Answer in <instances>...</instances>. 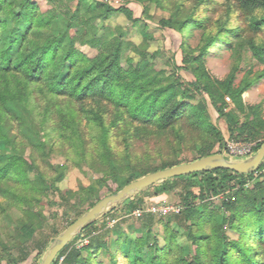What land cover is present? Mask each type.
Listing matches in <instances>:
<instances>
[{"label": "trees", "instance_id": "1", "mask_svg": "<svg viewBox=\"0 0 264 264\" xmlns=\"http://www.w3.org/2000/svg\"><path fill=\"white\" fill-rule=\"evenodd\" d=\"M135 2L149 22L180 35L181 64L173 58L172 69L162 68L159 51L149 52L148 42L141 47L121 32L110 34L107 22L114 13L134 23L141 19L128 6L131 0H77L64 12L43 11L33 0H0V140L11 150L0 151V218L20 210L25 241L52 222L53 236L40 246L39 257L97 201L125 186V175L134 176L130 183L183 163L188 152L190 161L225 154L229 140L258 141L256 151L264 143V104L243 98L264 79V0ZM153 5L167 13L157 22ZM196 35L194 46L190 39ZM221 40L230 44L233 58L224 78L213 76L206 64ZM85 46L97 54L88 56ZM242 63L248 68L237 82ZM57 148L64 164L51 159ZM69 167L87 182L61 189ZM263 168L264 162L249 173L218 168L153 184L86 225L52 264H105L106 258L108 264H264ZM165 192L177 194L178 213L144 212L140 234L118 223L112 244L108 220L145 209L143 194ZM219 196L222 208L213 204ZM80 236L89 241L77 247ZM28 249L13 237L0 238L7 264L26 259Z\"/></svg>", "mask_w": 264, "mask_h": 264}, {"label": "rangeland", "instance_id": "2", "mask_svg": "<svg viewBox=\"0 0 264 264\" xmlns=\"http://www.w3.org/2000/svg\"><path fill=\"white\" fill-rule=\"evenodd\" d=\"M33 1L37 2L43 11L49 8L57 7V9L64 12V11H69L68 6L74 8L77 5V0H54L53 2H50V0H33ZM128 1L130 0H111L110 2H113L117 5L120 4L124 5L127 4ZM131 1L132 3H129L128 6L132 7V9L135 12V15L137 17H141V19L134 23L130 21L124 14L119 12L114 13L112 14L111 19L107 22L108 23L107 25H109L110 28L112 29L110 31V34H116V33L119 34L121 32L125 38H128L129 40L133 41L134 43H136L138 46L141 47L143 43L148 42L150 46L149 52L153 53L159 51L160 54L157 57V62L162 68L172 69L174 67L173 58H176L178 64H181L180 62L181 52L179 50L180 35L173 31L163 30L156 27L155 24L149 22L147 18H145V16L142 14V10H143L142 6L139 3L135 2V0H131ZM150 14L153 16L155 22H157L158 18L167 15L166 12H164L161 9H157L154 5L151 6ZM101 33H103V31H101ZM197 35L196 37L190 39V43L193 44L194 46L199 41V36ZM82 50L90 57H93L97 54V50L92 49L88 46L82 47ZM134 57L136 58L135 59L136 61H134V65L136 66L137 63L139 62L138 61L139 58L135 54ZM141 62L142 64H144V61L141 60ZM232 63H233V58L229 43L221 40L218 43H216V45L211 47L209 54L207 56L206 64L213 76L218 78H224L229 73ZM123 64L124 66H126L124 60H123ZM247 68L248 66L246 67L245 63H242V67L238 72L237 82H239L240 79L243 77ZM257 68L258 67H255V69ZM180 73L186 76L185 72L180 71ZM188 76H190V74H188ZM261 82H263V80ZM256 87L257 86L253 88L251 87L247 91L248 93L253 91L257 92L258 97L256 98V100H254L253 97L250 98L249 95L245 94L246 92L243 94V98L249 104L259 103V102H263L264 104V85L262 87H259L258 89ZM209 110L213 120L217 122L221 126V128L225 131L224 122L217 119V114L215 113L214 108L211 106V104H209ZM0 151H5L11 154L10 148L6 147V145L2 140H0ZM192 157H193L192 152H188L186 158H184L185 159L184 162H189L192 159ZM248 157L249 156H245L241 158L237 157L234 159H245ZM51 159L55 164H59V163L64 164L66 162L59 148H57L54 151ZM132 178H134L132 174H127L123 177L122 183L125 185ZM86 179L87 177L81 171L69 167V171L66 178L59 184V186L61 187V189L76 188L78 185V180L87 182ZM143 197L145 201V208L152 207L153 205L159 206L162 205L163 203L178 205L177 202H179V198L175 192H171V193L165 192L158 195L143 194ZM223 199H224L223 196L214 198L213 200L214 206L216 208H222ZM60 209L62 210L63 207H61ZM133 211L127 214L124 211H122L123 216L122 218H120L119 222H117L118 220L115 222L112 220H108L109 226L111 227V229H113V231L109 233L110 241L113 242L112 244L114 245L117 244L116 240L118 236L116 233V227H117L116 225L118 223H120L124 231L128 233L137 231L138 234H140L144 230L143 229L144 227L142 226V224H140L141 222H139V217L134 215ZM21 215L22 213L20 210H18L17 208H13L0 218V238L2 241L8 242V237H13V239H15V241L20 244H28L29 254L27 258L20 259L21 258L20 257L18 259L17 264H34L39 258H40L39 261L41 260L43 255L39 257L40 246L44 244L47 240L52 238L53 236L52 230L54 224L50 222L49 223L50 226L47 227L45 226L44 228L39 229L35 233V236L32 241H25V238L22 237L20 233V226L18 224V219L21 217ZM76 215H78V210L73 209L71 211V216L75 218ZM58 225L60 229H64L66 225L65 219H60L58 221ZM88 241L89 239L81 236L78 237L77 240H75L77 247H81L83 244H86ZM121 248L126 250L128 246L127 244H122ZM14 255L17 257L18 252L15 251ZM104 262L105 264H108V259L107 258L104 259ZM0 264H7V261L1 257V254H0Z\"/></svg>", "mask_w": 264, "mask_h": 264}, {"label": "water", "instance_id": "3", "mask_svg": "<svg viewBox=\"0 0 264 264\" xmlns=\"http://www.w3.org/2000/svg\"><path fill=\"white\" fill-rule=\"evenodd\" d=\"M263 162L264 143L255 154L245 159H234L227 157L224 153H213L189 162H184L146 174L126 184L117 192L109 194L97 201L93 207L79 216L73 223H71L53 239L38 264H52L58 253L86 225L98 219L103 213L110 210L112 206L124 201L126 198L135 195L153 184L175 176L200 171H209L218 168L229 169L239 173L254 172L260 168Z\"/></svg>", "mask_w": 264, "mask_h": 264}, {"label": "built area", "instance_id": "4", "mask_svg": "<svg viewBox=\"0 0 264 264\" xmlns=\"http://www.w3.org/2000/svg\"><path fill=\"white\" fill-rule=\"evenodd\" d=\"M107 2H110L111 0H105ZM226 101L231 103V98L229 96H226ZM258 141L249 142V143H243L238 142L234 140H229L227 143V148L225 155L231 157V158H241L245 156H251L256 153L255 147L257 146ZM264 172V168H263ZM179 205H172V204H166L163 203L162 205H153L152 207L145 208V209H136L133 211V214L137 217H140L143 215L144 212H156L161 215H166L168 213L176 212L178 213L180 211ZM115 222V220H113Z\"/></svg>", "mask_w": 264, "mask_h": 264}, {"label": "crops", "instance_id": "5", "mask_svg": "<svg viewBox=\"0 0 264 264\" xmlns=\"http://www.w3.org/2000/svg\"><path fill=\"white\" fill-rule=\"evenodd\" d=\"M263 80V82H261ZM260 82H259V84H261V85H255V86H257L256 88L258 89L259 87H262L263 85H264V79H262ZM255 86H253V87H255ZM252 87V88H253ZM256 91H258V90H256ZM245 94H247V95H249V97L251 98V97H253V99L254 100H256V98L258 97V93L257 92H255V91H253V92H247L246 91V93ZM245 100V99H244Z\"/></svg>", "mask_w": 264, "mask_h": 264}]
</instances>
